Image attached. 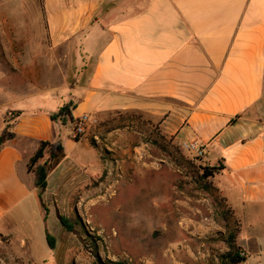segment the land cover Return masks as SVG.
Returning <instances> with one entry per match:
<instances>
[{
    "label": "crops",
    "instance_id": "obj_1",
    "mask_svg": "<svg viewBox=\"0 0 264 264\" xmlns=\"http://www.w3.org/2000/svg\"><path fill=\"white\" fill-rule=\"evenodd\" d=\"M34 2L43 37L37 24L19 28L12 18L0 28V136L13 135L0 149V236L32 235L38 225L47 234L50 213L28 171L40 143L61 142L65 154L44 204L49 191H85L90 181L75 168L80 151L95 148L88 134L75 141L76 121L138 111L179 146H201L209 166L222 163L216 188L262 261L264 0ZM56 97L55 109L40 105ZM71 101L74 123H53L50 114Z\"/></svg>",
    "mask_w": 264,
    "mask_h": 264
},
{
    "label": "rangeland",
    "instance_id": "obj_2",
    "mask_svg": "<svg viewBox=\"0 0 264 264\" xmlns=\"http://www.w3.org/2000/svg\"><path fill=\"white\" fill-rule=\"evenodd\" d=\"M40 14L34 0H0V28L12 18L19 28L37 24L43 37ZM60 102L56 97L40 105L55 109ZM85 134L95 148L78 155L77 177L90 180L85 191L44 195L54 248L41 225L32 235L0 236V264H220L233 231L247 257L243 264H264L254 256L245 222L235 211L226 215L229 205L214 180L202 177L208 164L166 135L156 116L100 114ZM57 215L74 223L72 232Z\"/></svg>",
    "mask_w": 264,
    "mask_h": 264
},
{
    "label": "trees",
    "instance_id": "obj_3",
    "mask_svg": "<svg viewBox=\"0 0 264 264\" xmlns=\"http://www.w3.org/2000/svg\"><path fill=\"white\" fill-rule=\"evenodd\" d=\"M75 105L73 102H68L63 104L58 111L50 114V120L53 123H60L62 125H66L67 123H74L73 117H72V111L74 110ZM79 121H76V124ZM13 138V135L8 133L6 130L1 134L0 136V149L2 146L9 140ZM80 139V137H75V141L77 142ZM48 154L47 159L43 162L45 154ZM64 149L61 144V142H57L54 144H50L47 142H42L39 145L38 150L35 152V154L32 156L28 163V171L33 173L34 175V187L38 189L40 194V203L42 205V208L44 211H46V208L41 200V195L45 192L47 188V180L49 174L54 170V168L61 162V160L64 158ZM204 155V154H203ZM196 157V156H195ZM202 157H196L198 160ZM224 169L222 163H218L216 166H209L203 168V175L202 177L208 181L214 180L215 183V177L220 174V172ZM210 184V183H209ZM211 185V184H210ZM217 189V188H216ZM221 201L226 202L225 199H221ZM234 211L229 207L226 210V215H233ZM57 220L59 221L62 228H64L67 232H72L73 225L70 223V221L61 216L57 215ZM236 232H232L229 234L226 244L228 246V251L221 255L220 258V264H243L246 262L247 257L244 254L243 249L236 244ZM46 241L48 244V247L50 249L54 248L53 244V237H51L48 233L46 234Z\"/></svg>",
    "mask_w": 264,
    "mask_h": 264
},
{
    "label": "built area",
    "instance_id": "obj_4",
    "mask_svg": "<svg viewBox=\"0 0 264 264\" xmlns=\"http://www.w3.org/2000/svg\"><path fill=\"white\" fill-rule=\"evenodd\" d=\"M89 122L88 116H83L79 119V122L75 125L73 133L75 137H82L85 133V127ZM185 150L192 152L196 157L203 156V150L197 143H193L189 146H183Z\"/></svg>",
    "mask_w": 264,
    "mask_h": 264
}]
</instances>
